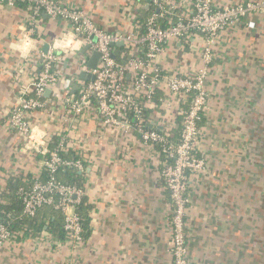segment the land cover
Here are the masks:
<instances>
[{
    "label": "crops",
    "instance_id": "1",
    "mask_svg": "<svg viewBox=\"0 0 264 264\" xmlns=\"http://www.w3.org/2000/svg\"><path fill=\"white\" fill-rule=\"evenodd\" d=\"M52 1L82 8L101 28L120 33L141 28V17L148 15L142 9L159 8L152 0ZM158 1L176 15L191 0ZM246 1L214 0V6ZM69 31L61 18L34 16L29 7L0 2V204L6 203L1 194L10 180L22 185L43 174V147L53 149L64 138V151L84 161L78 173L89 206L82 243L49 231L18 230L0 247V264H172V205L157 146L144 142L137 130L105 123L97 108L67 119L68 106L55 93L31 115L32 140L10 126L11 110L32 93L45 45L60 44ZM202 47V36L173 40L157 62L191 74L203 66ZM212 51L195 146L203 168L188 179V262L264 264V14L226 27ZM154 100L146 107L149 127L177 125L187 107L184 99L161 84Z\"/></svg>",
    "mask_w": 264,
    "mask_h": 264
},
{
    "label": "built area",
    "instance_id": "2",
    "mask_svg": "<svg viewBox=\"0 0 264 264\" xmlns=\"http://www.w3.org/2000/svg\"><path fill=\"white\" fill-rule=\"evenodd\" d=\"M0 2L11 6L29 3L34 16H39L43 10L50 17L61 18L70 25V31L59 39L60 44L49 45L48 52H42L41 70L33 82L32 93L22 97L11 110L10 126L29 141L32 140L34 128L31 115L48 104L45 93L51 88L52 93L68 106L67 119L97 108L105 123L125 130H137L141 139L157 146L164 158L163 179L172 205L169 248L172 264H189L186 232L190 202L188 179L191 173L203 168V161L196 156L195 146L199 122L207 102L205 80L213 59V45L218 34L226 27L239 24L253 14H264V0H247L221 8L214 6V0H191L189 6L176 15L161 8L158 0H152L159 8L147 19V32L144 35L140 34L139 27L128 34L107 31L98 26L84 9L68 8L52 0ZM161 18L168 20L167 27L158 24ZM248 25L253 27L254 23L249 21ZM194 35L203 38V66L191 74L163 69L157 57L168 43L173 40L187 41ZM119 41H124L125 53L116 50ZM85 46L89 47L82 52ZM94 51L99 52L101 57L97 67L92 69L87 62ZM69 56H73L77 68L70 72ZM61 68L67 71L62 72ZM81 72L92 73L95 79L82 80L79 77ZM67 80L71 85L78 84L75 94L70 93L71 86L59 92L57 86ZM161 84L176 96H181L187 104L179 112L182 122L177 138L173 132L177 128L175 122L172 121L169 128L160 130L149 127L151 122L144 118L146 107L155 104L154 99ZM64 142L62 138L59 146L53 149L47 144L43 147V174L26 180L18 188L17 194L24 216L34 217L42 207L51 206L63 216L67 240L82 243L85 227L78 207L84 189L61 181L57 173L60 168L83 170L84 161L63 157L60 152L64 151ZM12 236L8 225L0 222V247Z\"/></svg>",
    "mask_w": 264,
    "mask_h": 264
},
{
    "label": "trees",
    "instance_id": "3",
    "mask_svg": "<svg viewBox=\"0 0 264 264\" xmlns=\"http://www.w3.org/2000/svg\"><path fill=\"white\" fill-rule=\"evenodd\" d=\"M21 7L28 8L29 3H21L19 4ZM157 7H152L149 9H142V12L148 13L147 18L141 17V28L140 34L144 35L147 32L146 29V22L147 19L151 16L153 12H156ZM32 11V9H31ZM43 10H41L39 16L42 15ZM158 24L162 27L168 26V20L166 18H161L158 21ZM118 51L125 53L124 47H117ZM158 99V98H157ZM158 104H160V100H156ZM148 110L144 111V118L147 119ZM202 121V119H201ZM199 122V125L201 123ZM182 117L178 116L177 118V128L175 129V138L178 137L180 128H181ZM59 146V142L54 143V147ZM63 157L72 158L70 157L65 151L60 152ZM75 159V157H74ZM58 178L67 183V184H74L78 187L84 189V183L82 180V175L78 173V170H74L72 168H60L58 173ZM20 181L18 180H10L9 182V189L8 192H4L1 194L2 198L5 199L6 203L0 204V222H4L8 225L9 229L15 233L18 230H23L29 232L31 234H42L43 232H52L57 236L59 239H63L65 237V230H64V219L62 214L54 209L51 206H44L42 207L36 216L34 217H27L23 215L22 212V203L17 194L18 188L20 187ZM10 204V205H9ZM85 198L83 196L82 202L78 207V212L80 213L85 230L87 231V222H88V214L84 210L87 211L89 206L85 205ZM8 212L11 214L7 216Z\"/></svg>",
    "mask_w": 264,
    "mask_h": 264
},
{
    "label": "water",
    "instance_id": "4",
    "mask_svg": "<svg viewBox=\"0 0 264 264\" xmlns=\"http://www.w3.org/2000/svg\"><path fill=\"white\" fill-rule=\"evenodd\" d=\"M94 41H96V38H94ZM124 44H125L124 41H119V42L116 43L117 46H124ZM88 47L89 46H85L82 49V52H85L88 49ZM48 49H49V44H46L45 45V48H44V52L45 53L48 52ZM100 57H101V54L99 52H97V51H94L91 54V56H90V58H89V60L87 62V66L89 68H92V69L96 68L97 65H98V63H99V61H100ZM113 57H115V56L113 55ZM79 77L82 80H94L95 79V75L94 74H92V73H89L88 74L86 72H81V74H80ZM128 77H130V75ZM70 86H71L70 93L75 94L76 90L78 89V84L77 83H74V84L71 85L70 81L67 80V82L65 84V87L69 88ZM52 92L53 91H52L51 88L47 89L46 90V93H45V96H50L52 94ZM151 127H153V126L151 125Z\"/></svg>",
    "mask_w": 264,
    "mask_h": 264
},
{
    "label": "rangeland",
    "instance_id": "5",
    "mask_svg": "<svg viewBox=\"0 0 264 264\" xmlns=\"http://www.w3.org/2000/svg\"><path fill=\"white\" fill-rule=\"evenodd\" d=\"M130 33V32H129ZM123 34H128V33H123ZM75 66H74V59H73V56H69V68H68V72H70L71 70H75ZM77 69V68H76ZM61 71L62 72H66L67 71V69H64V68H61ZM59 89L61 88V86H57ZM58 100H60V99H58ZM264 160V155H263V153H262V155H261V160L260 161H263ZM262 166H263V168H264V165L262 164ZM260 262H261V260H260Z\"/></svg>",
    "mask_w": 264,
    "mask_h": 264
},
{
    "label": "clouds",
    "instance_id": "6",
    "mask_svg": "<svg viewBox=\"0 0 264 264\" xmlns=\"http://www.w3.org/2000/svg\"><path fill=\"white\" fill-rule=\"evenodd\" d=\"M25 47H27V45H25Z\"/></svg>",
    "mask_w": 264,
    "mask_h": 264
}]
</instances>
